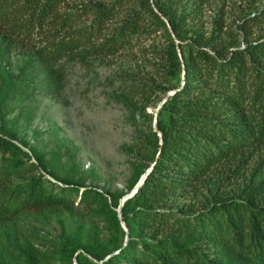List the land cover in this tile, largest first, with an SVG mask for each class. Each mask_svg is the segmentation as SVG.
I'll return each instance as SVG.
<instances>
[{
    "label": "trees",
    "instance_id": "trees-1",
    "mask_svg": "<svg viewBox=\"0 0 264 264\" xmlns=\"http://www.w3.org/2000/svg\"><path fill=\"white\" fill-rule=\"evenodd\" d=\"M65 1L0 0V28L28 41L43 39L39 52L47 61L93 39H100L94 51L101 55H116L132 41L150 39L151 75L145 81H124L122 87L143 109L164 98L155 129L149 119L151 160L135 170L126 193L150 168L120 205V218V194L92 187L80 191L82 200H100L110 235L106 241L81 244L85 254L76 252L77 263L264 264V157L236 197L215 199L191 213L170 203L220 165L235 161L237 172L252 154L264 153V35L249 38L250 26L264 15V0L259 11L232 24L223 5L204 19L210 0H111L78 9L83 15L92 6L93 16L77 31L61 33L73 20L56 17ZM127 4L133 6L128 17L104 37L107 22ZM65 66L58 65L55 74L61 76ZM27 84L15 82L16 88ZM144 146H136L138 155ZM8 148L13 154L0 161V208L14 215L64 201L62 191L68 188L55 191L56 185L42 174L7 185L23 163L16 153L28 155L0 135L1 154Z\"/></svg>",
    "mask_w": 264,
    "mask_h": 264
},
{
    "label": "rangeland",
    "instance_id": "rangeland-1",
    "mask_svg": "<svg viewBox=\"0 0 264 264\" xmlns=\"http://www.w3.org/2000/svg\"><path fill=\"white\" fill-rule=\"evenodd\" d=\"M110 1L66 0L56 17L72 16L73 20L60 32L77 31L93 16L92 6L85 8L83 15L78 9ZM262 2L210 0L204 19L210 20L223 5L225 17L232 24L259 11ZM132 9V4L121 8L107 22L102 35L116 31ZM250 27V39L264 35V15ZM99 41L93 39L65 51L58 60L47 61L39 52L43 39L28 41L0 28V135L28 154L16 153L23 163L12 171L7 185L42 174L56 185L55 191L62 186L68 188L62 191L64 201L52 206L14 215L0 208V264H78L76 252L85 254L81 244L106 241L110 235L100 200H82L80 191L92 187L120 194L121 200L135 170L151 160L153 136L148 124L151 119L153 127L159 102L143 109L122 87L124 81H145L151 75V40L132 41L116 55L96 54ZM60 64H65L66 70L58 76L55 70ZM19 80L28 83L26 87L16 88ZM141 142L145 146L143 154L138 155L135 148ZM1 153L0 161H7L13 148ZM263 155L252 154L237 172L235 161L220 165L176 194L170 203L191 213L215 199L238 196Z\"/></svg>",
    "mask_w": 264,
    "mask_h": 264
},
{
    "label": "water",
    "instance_id": "water-1",
    "mask_svg": "<svg viewBox=\"0 0 264 264\" xmlns=\"http://www.w3.org/2000/svg\"><path fill=\"white\" fill-rule=\"evenodd\" d=\"M171 92H172V91H171ZM171 92H170V93H171ZM163 100H164V98L158 103V105H157V107H156V110L158 109V107L160 106V104L162 103ZM153 128L155 129V117H154V119H153ZM158 134L160 135V133H158ZM149 168H150V165H149V166L144 170V172L139 176L138 180L136 181V183L134 184V186L132 187V189H131L127 194H125V195L121 198V200H120V204H119V205L117 206V208H116L117 216H118L119 218H120V205L122 204V202H123L126 198L130 197V196L136 191L138 185L141 183V181H142V179H143L145 173L148 171ZM120 224H121L122 228H123L125 231H127V229H126V227H125V224H124V222H123L122 220H121Z\"/></svg>",
    "mask_w": 264,
    "mask_h": 264
}]
</instances>
